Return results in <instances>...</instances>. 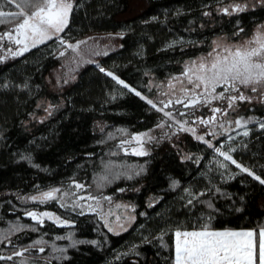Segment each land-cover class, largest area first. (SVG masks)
Returning a JSON list of instances; mask_svg holds the SVG:
<instances>
[{
    "label": "trees",
    "instance_id": "1",
    "mask_svg": "<svg viewBox=\"0 0 264 264\" xmlns=\"http://www.w3.org/2000/svg\"><path fill=\"white\" fill-rule=\"evenodd\" d=\"M70 2L60 37L86 42L80 49L92 61L53 38L0 62V264H175L176 231L264 229V185L204 141L165 125L145 99H156L155 83L182 74L217 39L251 38L264 25V0ZM17 3L0 0V12H19ZM237 5L244 10L234 11ZM0 19L6 20L0 36L22 20ZM241 90L254 99L223 107L227 131L217 127L218 135L205 140L235 149L237 163L264 179V102ZM193 113L206 117L211 110ZM236 120L250 122L241 127ZM145 132L154 135L148 153L126 154L121 142ZM74 184L108 208L128 206L129 227L112 231L99 213L64 207L57 196L31 199ZM33 211L53 212L68 224L38 223L28 215Z\"/></svg>",
    "mask_w": 264,
    "mask_h": 264
},
{
    "label": "snow or ice",
    "instance_id": "2",
    "mask_svg": "<svg viewBox=\"0 0 264 264\" xmlns=\"http://www.w3.org/2000/svg\"><path fill=\"white\" fill-rule=\"evenodd\" d=\"M15 6L20 9L19 12H0V18H22V22L13 30L23 36V39L15 40L16 44L23 45L15 55H22L29 50L28 41H31L32 47H36L38 44H43L55 37L67 49H71L77 54H79L80 45L86 43L84 41L75 44L66 43L59 36L69 25V16L73 11V4L70 0H43L42 3L39 0H22V4L17 3ZM25 8L34 10L29 14L24 11ZM243 10L239 5L234 8V11ZM228 11L227 8L224 9L225 13H228ZM5 22V19H0V23ZM261 28H264V26H261ZM240 31H243V29ZM7 35L10 37L12 33L9 32ZM218 49L219 45L213 49L215 55L210 52L207 57L185 65L182 73L183 80L180 77H173L174 80L181 84L180 91L183 95L177 96L175 100L169 99L164 104L165 108L173 104L192 109L209 107L214 115L207 119L203 117L197 118V121L206 128L208 125L216 123V113L227 115V111L221 107H212L213 101H225L227 108L235 110L238 101L251 103L254 99V97L244 94L241 90L244 88L253 93H258L255 98L264 102V32L258 29L257 35L247 41L244 46L225 47L223 52L218 51ZM61 55H64V53L62 52ZM100 71L105 72V69L100 68ZM106 75L117 80L125 88L129 87L111 71L106 72ZM169 87L170 90H175V85H169ZM201 89L202 91H198ZM217 89H220V91H217ZM131 91L135 92L137 96H141V93L135 89H131ZM141 98L144 99V97ZM147 103L152 105L153 108L157 107L151 99H148ZM159 110L164 112V115L169 119L175 120L180 130L192 132L195 135L194 128L184 127L188 121L176 120L172 112H165L163 108ZM193 114L192 112L187 113V115ZM179 115L184 116L186 113L180 112ZM197 121H193V123ZM249 122L245 121L244 123ZM235 123L241 125V120H236ZM158 127H163V125H158ZM218 127L224 129V123H220ZM260 127L264 129V122L260 123ZM224 130L227 131V129ZM208 134L213 137L218 135L215 131H211ZM220 134L222 135L223 133ZM243 135L248 136L249 132L245 131ZM135 139L140 140V137L137 136ZM196 139L204 141L209 148H214L215 152L223 157L225 161H230L241 172L247 173L261 185H264V179L261 176L255 175L249 168L237 163L233 156L230 155V152L235 151V149L223 151L220 147L214 146L211 141L205 140L204 135H197ZM136 154L146 155L143 151H136ZM221 167H226V165L221 163ZM76 187L82 188L83 185L78 184ZM59 191V189H53L52 191L43 192L39 197L32 196L31 199L46 203L49 200H55L57 198L56 193ZM89 199L93 198L89 197ZM189 203H191V200ZM28 215L32 220L41 224L44 217L50 220L53 219V216L48 212H44L39 216L35 212H30ZM56 220L62 224L66 223L59 221V218H56ZM259 235L261 239L257 253L256 245L253 242L254 233L251 231H210L207 229L191 232L176 231L175 264H257V256L258 264H264V230L260 231ZM60 238L58 237V239ZM41 243L43 241L38 240L35 242V244ZM38 250L43 252L44 248L41 247ZM17 255L22 256L23 253L19 252ZM0 259H4V257H0ZM7 259L11 260L12 257L9 256Z\"/></svg>",
    "mask_w": 264,
    "mask_h": 264
},
{
    "label": "rangeland",
    "instance_id": "3",
    "mask_svg": "<svg viewBox=\"0 0 264 264\" xmlns=\"http://www.w3.org/2000/svg\"><path fill=\"white\" fill-rule=\"evenodd\" d=\"M26 13L30 14V12H26ZM21 22H22V20L19 23H21ZM18 24L14 25L4 35L0 36V62L5 61L6 59L11 58V57L20 56V55H15V53H18L20 48L23 47V45L16 44L15 40L16 39H23V36L20 35L19 33L15 32V31H13L18 26ZM257 30L255 31V33L253 34V36L251 38L247 39L244 42L234 43V42H231L225 38L217 39L213 45V49L217 45H219L218 51L223 52V49L225 47L231 48L234 46H244L247 41H249L250 39H253L257 35ZM259 30L261 32H264V28L260 27ZM9 32L12 33V35L10 37L7 35V33H9ZM61 34L62 33H60L59 36ZM27 43H28L29 50L32 49L33 47L31 46V41H28ZM38 45H40V44H38ZM91 49H92V50H90L91 54L96 52L95 48H91ZM213 49L211 50V52L213 53V55H215V52L213 51ZM79 51H80L79 54L83 59L87 60L88 62H90V60L92 61V58L89 57L88 53L85 54V52L81 49H79ZM26 52H24V53H26ZM208 54L200 56L197 59L192 60V61H198L201 58L207 57ZM224 54H226V53H224ZM192 61H190V62H192ZM190 62H188L187 64H189ZM99 68H103V69H105V72H108V70L106 68H104L103 66H99ZM175 77H180L181 80L184 79L182 74L175 76ZM169 85H175V90H170ZM154 86L157 88L156 89L157 97H156V99H153V100L151 99V100L153 101V103H155L157 105L156 108L158 110L163 108L165 112H172L173 115L175 116L176 120L188 121V123L185 124L184 127H192L195 129V135L192 132H188V133L192 134L193 137L196 138L197 135H204V137L206 139V137L209 136V134H208L209 132H211V131L216 132L218 125L220 123H224L223 122L224 115L222 113H216L215 114L217 117L216 123L210 124L206 128L204 125L200 124L197 121L198 117H203V116L194 117L193 115H187V113H190V112L193 113L194 109H192V108H184L182 105H175V104L169 105L168 107L165 108L164 104H166L169 99L175 100L177 96L183 95V93L180 91L181 84L179 82H177L176 80H174L173 78L167 80L164 83H160V84L155 83ZM128 88L130 90L132 89L130 86ZM198 91H202V89L198 90ZM217 91H220V89H217ZM145 99L148 100V98H145ZM211 106L212 107L218 106L224 110H225V108H223V107L227 108V104L225 101H213ZM180 112H184V113H186V115L180 116L179 115ZM162 113L164 114V112H162ZM212 115H214V114L211 112L210 115L203 117V118L207 119V118H210ZM164 117H165V119H164L165 125L179 128V126L176 124L175 120H171L168 117H166L165 115H164ZM193 121H197V122L193 123ZM244 122H245V120H243V121L241 120V125H239V126L242 127V126L247 124V123L245 124ZM224 126H226V125H224ZM144 134H147V135H144ZM137 136L140 137V140L135 139V137H137ZM149 137H151V139H149ZM152 139H154V135L152 132L134 134L131 137H129L128 139L123 140L121 142V147L123 148V151L126 154L137 155L136 151H143L147 154L148 150H149V145H150ZM137 156H143V155H137ZM76 185H78V184H74L73 187H70L66 190H63L60 193L59 192L56 193V196L59 198V202L64 207L68 206L72 209L82 211V212H97L100 215H102L105 222L107 223V226L112 231H115V232L124 231L129 227V225L131 224L132 219H133V214L130 212V208L128 206L117 205L116 207L108 208L105 199H101V198H97V197L93 196V194H91L88 191V188L86 186H83L82 188H78V187H76ZM79 185H82V184H79ZM89 197H92L93 199H89ZM33 212H35L38 216L44 212H48L53 216V219H51V221H53L59 225L68 224L66 221L62 220L59 216H57L53 212H50V211H41V212L33 211ZM56 218H59V221H63L66 223L62 224L60 222H57ZM47 220H50V219H48L47 217L43 218V222H45Z\"/></svg>",
    "mask_w": 264,
    "mask_h": 264
},
{
    "label": "crops",
    "instance_id": "4",
    "mask_svg": "<svg viewBox=\"0 0 264 264\" xmlns=\"http://www.w3.org/2000/svg\"><path fill=\"white\" fill-rule=\"evenodd\" d=\"M207 230H209V229H207ZM262 230H264V229H261L259 231H256V230H253V229H241V230H210V231H251V232L254 233L253 242L256 245V251L258 253L259 242H260V239H261L259 233ZM191 231H200V230H187V231H182L181 230V232H191ZM175 239H176V237H175ZM257 264H258V256H257Z\"/></svg>",
    "mask_w": 264,
    "mask_h": 264
}]
</instances>
